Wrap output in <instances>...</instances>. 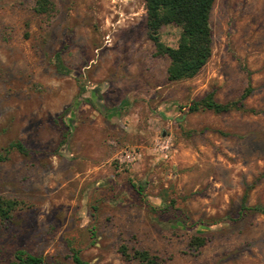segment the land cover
Instances as JSON below:
<instances>
[{"label": "rangeland", "instance_id": "374dc122", "mask_svg": "<svg viewBox=\"0 0 264 264\" xmlns=\"http://www.w3.org/2000/svg\"><path fill=\"white\" fill-rule=\"evenodd\" d=\"M33 1L0 0V197L15 202L0 264L17 250L72 264L71 249L139 264L121 245L160 264H264V213L240 207L264 208V0H214L210 56L176 82L143 0H51L48 16ZM246 88L239 110L188 111Z\"/></svg>", "mask_w": 264, "mask_h": 264}, {"label": "trees", "instance_id": "16d2710c", "mask_svg": "<svg viewBox=\"0 0 264 264\" xmlns=\"http://www.w3.org/2000/svg\"><path fill=\"white\" fill-rule=\"evenodd\" d=\"M145 10V33L147 39L153 44L154 54L164 56L168 60L165 69V78L168 82H176L192 78L207 62L211 51V30L209 16L214 0H143ZM54 9L51 0H34L32 11L37 15L48 16ZM172 25L179 30L176 45L167 46L159 39V31L163 26ZM246 88L238 100L226 103H217L213 100L212 93L191 102L189 112L207 110L213 113H225L230 110H239V104L248 93ZM64 108L61 114L66 110ZM60 114V115H61ZM22 153L21 144L14 142L8 145ZM5 156L0 154V162ZM15 207L12 200L0 197V222L9 219V212ZM241 209L254 210L264 213V208L245 206V195L241 199ZM204 245V239L192 237L189 247L198 249ZM118 252L124 258L135 259L139 264H160L157 257L144 250H133L127 254L124 245L119 246ZM72 264H89L83 261L76 250L71 249ZM11 264H45L41 257L17 250L13 254Z\"/></svg>", "mask_w": 264, "mask_h": 264}, {"label": "built area", "instance_id": "2783aa9c", "mask_svg": "<svg viewBox=\"0 0 264 264\" xmlns=\"http://www.w3.org/2000/svg\"><path fill=\"white\" fill-rule=\"evenodd\" d=\"M125 158H126V159H129V158H130V160H133V157L130 156V155H128V154H125Z\"/></svg>", "mask_w": 264, "mask_h": 264}]
</instances>
